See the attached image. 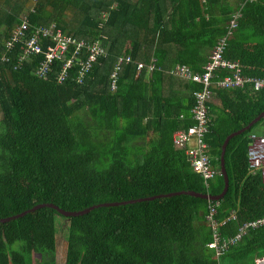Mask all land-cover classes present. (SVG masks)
I'll return each instance as SVG.
<instances>
[{
    "label": "trees",
    "instance_id": "obj_1",
    "mask_svg": "<svg viewBox=\"0 0 264 264\" xmlns=\"http://www.w3.org/2000/svg\"><path fill=\"white\" fill-rule=\"evenodd\" d=\"M241 3L0 0V220L41 204L78 212L182 191L219 195L222 143L264 111V89L247 84L212 90L203 142L214 175L205 179L191 170L185 151L172 140L176 131L194 124L190 110L200 87L165 72L185 64L199 73L209 53L221 46L222 59L235 62L243 76L263 79L264 0ZM22 24L23 40L54 25L85 45L99 43L107 54L80 84L76 77L88 56L84 50L62 82L66 59H53L38 75L55 43L34 37L40 52L20 60L27 42L18 39L9 50L5 44ZM121 56L130 63L111 90L110 76ZM136 62L144 66L139 71ZM260 124L264 127L261 120L229 140L228 189L221 200L162 197L78 217L41 208L0 224V264H56V216L67 224L64 264H254L264 256V226L249 229L218 259L208 245L214 234L233 237L243 224L264 216V181L247 164L248 135ZM211 205L216 208L209 218Z\"/></svg>",
    "mask_w": 264,
    "mask_h": 264
},
{
    "label": "built area",
    "instance_id": "obj_2",
    "mask_svg": "<svg viewBox=\"0 0 264 264\" xmlns=\"http://www.w3.org/2000/svg\"><path fill=\"white\" fill-rule=\"evenodd\" d=\"M241 6L251 0H241ZM238 13L233 16L230 21L229 26L231 28L236 26V19ZM24 24L19 28L11 32L12 38L8 40L5 44L7 50H9L14 43H17L19 39V44L26 43V50L23 51V55L20 60L24 59L28 54L34 52L39 53L40 50L32 38H48L51 39L52 43H55L53 47L49 46L45 54V62L41 73L43 74L46 70V65H48L53 59H66L67 62L62 68V72L58 78L59 82H62L67 69H69L73 62H78L79 59L76 57L77 54H80L83 50L87 51L88 56L84 63L80 65L78 75L76 77V82L78 84L83 82V79L91 69L93 63L101 57H105L107 52L106 48H102L99 43H94L90 46L85 45L83 42L77 41L72 37H67L62 35L54 25L49 29L35 31L33 37L27 40H23L21 29H24ZM40 35V37H39ZM76 60V61H74ZM130 63V58L128 56H121L116 59L114 64L113 71L110 78L111 90L115 89V80L120 69ZM137 71L143 68V64L137 63ZM204 72L200 75L193 74L187 67H180L175 70L169 71L170 75H179L182 78H188L192 82L197 83L201 86L199 91L193 93L194 105L190 110L191 120L193 125L186 130H178L173 136V145L177 149H182L185 151V154L190 161L191 170L195 173L201 174L205 179H210L213 177L214 172L211 171L209 166V161L206 155H204L206 150V145L204 144V134L207 132L208 123H209V114L207 103L213 97V89H233V88H243L245 85L250 84L253 86L254 91H259L264 89V78H248L241 75L239 68L236 63H231L224 61L222 59V47L217 46L213 50L212 55L209 58V61L204 65ZM148 71L154 70V65H149ZM224 71V75L221 81L220 79L214 80L217 78L216 72ZM247 164L251 172L259 170L261 172L262 179L264 181V134L256 135L254 133L248 136V147H247ZM215 206H209V218L215 214ZM235 219L234 213H232L228 220ZM264 226V216L260 219H257L252 222H248L239 227L237 234L233 237H227L221 239L218 234L213 235L212 243L208 246L215 250L216 256L215 259L229 249L230 247L236 245L241 238L247 233L249 229H255L258 227ZM254 264H264V257H261L255 260Z\"/></svg>",
    "mask_w": 264,
    "mask_h": 264
},
{
    "label": "water",
    "instance_id": "obj_3",
    "mask_svg": "<svg viewBox=\"0 0 264 264\" xmlns=\"http://www.w3.org/2000/svg\"><path fill=\"white\" fill-rule=\"evenodd\" d=\"M263 116H264V111L258 117L253 119L250 123H248L246 126L241 128L240 130L228 135L225 138V140L223 141L222 146H221L220 156H219V170H220V175L223 178L224 188H223L222 192L217 196L199 195V194H196L193 192L182 191V192H177V193H170L167 195H159V196H154L151 198L138 199V200H132V201H126V202H120V203H103V204L91 206L87 209H84V210L78 211V212H66V211H63V210L59 209L58 207H56L52 204H41V205H37V206L33 207L30 210L24 211L21 214H18V215L9 217V218L1 219L0 224H5V223H8L10 221H14L16 219L22 218L25 215L32 213V212H34L38 209H41V208L54 209L55 211H57L60 215H62L64 217H78V216H84V215L88 214L89 212H91L92 210L100 208V207H116V206H121V205H126V204H134L136 202L151 201L154 198L155 199L156 198H162V197L167 198V197L179 196V195H187V196H192V197H196V198H202V199L210 201V202L219 201V200H221V198H223V196L226 194L227 189H228V178H227V174H226V171L224 168V154H225L226 146H227L229 140L235 136H239V135L243 134L246 131H249L256 123H258L262 119Z\"/></svg>",
    "mask_w": 264,
    "mask_h": 264
},
{
    "label": "rangeland",
    "instance_id": "obj_4",
    "mask_svg": "<svg viewBox=\"0 0 264 264\" xmlns=\"http://www.w3.org/2000/svg\"><path fill=\"white\" fill-rule=\"evenodd\" d=\"M262 126H259L260 131ZM59 226V227H58ZM55 228H56V244H57V252H56V264H64L65 262V250H66V228L67 224L65 220L59 216L55 217Z\"/></svg>",
    "mask_w": 264,
    "mask_h": 264
},
{
    "label": "crops",
    "instance_id": "obj_5",
    "mask_svg": "<svg viewBox=\"0 0 264 264\" xmlns=\"http://www.w3.org/2000/svg\"><path fill=\"white\" fill-rule=\"evenodd\" d=\"M219 41V40H218ZM212 53H213V50L209 53V56H208V58H207V61H206V63L209 61V58H210V56L212 55ZM171 58H173V59H175V54H172V56H171ZM172 60V59H171ZM171 60H169L168 61V63H167V66L168 65H171L173 62L171 61ZM152 62H154V60H152ZM205 63V64H206ZM204 64V65H205ZM152 65H154V64H152ZM202 66L201 67V71L199 72V73H196L195 71H193L189 66H187V65H185V64H176V65H172L173 67H171L170 66V68L169 69H167V71L165 72L166 74H168L169 76H171V77H174L175 79H177L179 82H190V83H193V84H197V83H194V82H192L190 79H188V78H182L181 76H179V75H170L169 74V71H171V70H175V69H177V68H180V67H187L190 71H192L191 73H193V74H197V75H200V74H202L205 70H204V67L205 66ZM154 69H155V66H154ZM220 72H216L215 74H216V76H217V78H215L214 80L216 81V80H218V79H220V78H222L223 76H220V74H219ZM223 79V78H222ZM222 79H220V81L222 80ZM199 87H200V89H201V86L199 85V84H197ZM195 93V92H194ZM213 98V97H212ZM214 99V98H213Z\"/></svg>",
    "mask_w": 264,
    "mask_h": 264
},
{
    "label": "clouds",
    "instance_id": "obj_6",
    "mask_svg": "<svg viewBox=\"0 0 264 264\" xmlns=\"http://www.w3.org/2000/svg\"><path fill=\"white\" fill-rule=\"evenodd\" d=\"M240 7H242V6L240 5ZM236 14H237V13H235V15H236ZM235 15H233V16H235ZM238 16H239V14H238ZM238 16H237V17H238ZM232 18H233V17H232ZM236 21H237V19H236ZM241 75H242V74H241ZM223 90H224V89H223ZM262 90H263V89H262ZM261 120L264 121V116L262 117ZM261 120H260V121H261ZM256 124H257V123H256ZM259 126L261 127L262 124H260ZM259 126L254 130V132H251L250 134H252V133H254V134H256V135H262V134H264V127H262V129H261L260 131L257 132V130L259 129ZM250 134H249V135H250ZM249 135H248V136H249ZM247 147H248V144H247ZM233 213H234V212H233ZM231 214H232V213H231ZM262 257H264V256H262ZM260 258H261V257H260ZM257 259H259V258H257ZM257 259H255V260H257ZM254 263H255V261H254Z\"/></svg>",
    "mask_w": 264,
    "mask_h": 264
},
{
    "label": "bare ground",
    "instance_id": "obj_7",
    "mask_svg": "<svg viewBox=\"0 0 264 264\" xmlns=\"http://www.w3.org/2000/svg\"><path fill=\"white\" fill-rule=\"evenodd\" d=\"M234 12V11H233ZM231 21V20H230ZM224 48V47H223ZM66 63V62H65ZM74 63V62H73ZM235 63V62H234ZM73 65V64H72ZM38 71V70H37ZM192 72V71H191ZM208 130H209V127H208ZM220 172V171H219ZM252 174V173H251ZM261 175V173H260ZM213 178V177H212ZM209 182V181H208ZM191 192V191H190ZM252 230V229H251Z\"/></svg>",
    "mask_w": 264,
    "mask_h": 264
}]
</instances>
